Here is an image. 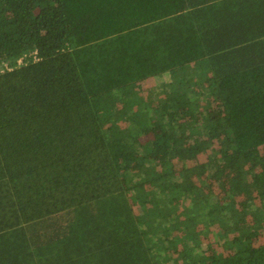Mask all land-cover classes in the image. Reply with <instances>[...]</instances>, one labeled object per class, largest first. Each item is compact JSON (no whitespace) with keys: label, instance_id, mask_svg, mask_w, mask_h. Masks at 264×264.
Segmentation results:
<instances>
[{"label":"trees","instance_id":"16d2710c","mask_svg":"<svg viewBox=\"0 0 264 264\" xmlns=\"http://www.w3.org/2000/svg\"><path fill=\"white\" fill-rule=\"evenodd\" d=\"M0 70V264H264V0H0Z\"/></svg>","mask_w":264,"mask_h":264},{"label":"rangeland","instance_id":"374dc122","mask_svg":"<svg viewBox=\"0 0 264 264\" xmlns=\"http://www.w3.org/2000/svg\"><path fill=\"white\" fill-rule=\"evenodd\" d=\"M163 85L156 87V82L154 80H150L148 83H146L140 94L141 97L143 98V100L145 101H150L153 105H156V98L158 95H160V93L162 94L161 87ZM157 88V89H156ZM158 90V91H156ZM205 105H209L211 110L219 112V108H218V102L217 100H215V98H208L207 100H205ZM213 111V112H214ZM185 115H189V111H188V106H186L185 108ZM210 154V151L208 150H204L202 153L199 154L198 159L203 161L204 159L207 158V156ZM193 162V161H192ZM190 163V165H193L194 163ZM231 177H239L244 184H248L251 181V177H252V172H251V168L249 167V165L245 164L243 169L241 170L240 173L237 174H231ZM228 178V177H227ZM189 179L193 181V183L195 185H197L196 182V174L194 172H190L189 173ZM227 184V182H226ZM239 199H244L245 195L240 192L238 193ZM253 196V195H251ZM198 198H202V196H199ZM189 203V202H188ZM187 203V205H188ZM139 205V204H138ZM232 217L235 219V224L233 226H231L230 228H226V226L223 223H220L219 225H214L213 230H215L216 232H224V234H229L230 237H234L235 232L236 234H242L244 230H248L249 228H258L259 227V222H258V216L260 215L259 212L255 213V214H250V213H244L242 210V205L239 202L235 203L234 208L232 209ZM183 219V216H182ZM236 227V230H234ZM197 232H199V230H197ZM194 232L189 233L187 236L184 235V239L186 238H192L193 237ZM199 238L201 239V241H203L204 243H208L211 240V235L209 236L208 234L205 233H200L199 234ZM261 242L264 241L263 238L260 239ZM225 251L227 253L231 252V247H229L228 249L225 248Z\"/></svg>","mask_w":264,"mask_h":264},{"label":"built area","instance_id":"2783aa9c","mask_svg":"<svg viewBox=\"0 0 264 264\" xmlns=\"http://www.w3.org/2000/svg\"><path fill=\"white\" fill-rule=\"evenodd\" d=\"M19 63H22V59L19 60ZM1 72H3V70H0Z\"/></svg>","mask_w":264,"mask_h":264}]
</instances>
